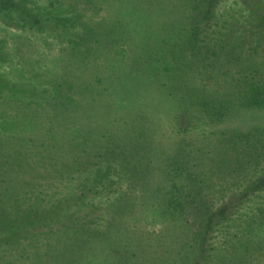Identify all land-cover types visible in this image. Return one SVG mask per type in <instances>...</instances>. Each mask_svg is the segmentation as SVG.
Listing matches in <instances>:
<instances>
[{
    "label": "rangeland",
    "instance_id": "obj_1",
    "mask_svg": "<svg viewBox=\"0 0 264 264\" xmlns=\"http://www.w3.org/2000/svg\"><path fill=\"white\" fill-rule=\"evenodd\" d=\"M193 194L264 264V0H0V264H179Z\"/></svg>",
    "mask_w": 264,
    "mask_h": 264
},
{
    "label": "trees",
    "instance_id": "obj_2",
    "mask_svg": "<svg viewBox=\"0 0 264 264\" xmlns=\"http://www.w3.org/2000/svg\"><path fill=\"white\" fill-rule=\"evenodd\" d=\"M214 103L215 104H210L207 100L195 103L194 105H198L199 107L198 109H194V112L209 113L211 110L216 113L217 111H220V103L216 100ZM209 106H211L210 110H207ZM191 118V114H188L186 120L189 119L190 121ZM238 197H241V194H231L228 198H225L224 203L219 208L215 209L209 200H206V204L204 198L197 200L198 195L193 194V199L191 200L195 204L194 206L192 205L189 210V217H186L187 221H185L184 225H182V228L179 227L181 231L177 242L179 247L176 250V255L180 257L178 258L177 263L206 264L205 260L208 256L207 243L210 235L216 226L220 223L226 222V220L234 213L232 210L234 209V202ZM259 247V244L247 246L240 255L244 258L253 254L259 255ZM234 250L236 249L231 246V248L229 247L226 252L231 253V255H235L237 252H233ZM228 258H230V256L226 255V261H230ZM244 264L247 263L244 262Z\"/></svg>",
    "mask_w": 264,
    "mask_h": 264
}]
</instances>
